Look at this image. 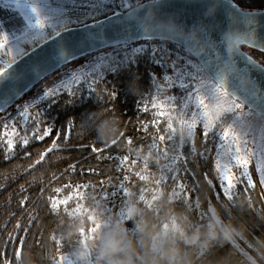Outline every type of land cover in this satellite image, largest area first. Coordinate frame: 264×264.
<instances>
[{
  "label": "trees",
  "instance_id": "trees-1",
  "mask_svg": "<svg viewBox=\"0 0 264 264\" xmlns=\"http://www.w3.org/2000/svg\"><path fill=\"white\" fill-rule=\"evenodd\" d=\"M233 1L245 11H264V0ZM135 44L148 48L120 55L104 78L83 84L72 89V94L65 92L44 104L46 125L52 129L46 141L19 143L13 152L1 148L0 143V264H56L60 254L77 249L85 238H90L87 220H78L67 210L52 207L58 191H67V187L79 184L93 192L126 186L137 199L148 188L150 182L138 176L139 166L146 162L143 157L151 151L150 146L161 148L169 133L167 123L156 119L147 106L156 96V85L174 73L181 55L197 61L172 42ZM115 48L63 67L23 98L60 71ZM196 144L197 149L187 152L182 162L183 176L193 189V199L210 220H214V211L240 231L241 235L235 237L255 238L261 247L258 242L264 241V192L260 187L252 190L251 203L242 192L234 203L228 202L212 169V159L202 156L207 154L208 147L201 133L196 137ZM51 148L54 150L44 156ZM147 165L153 172L157 171L153 160ZM166 203L163 201L159 208L146 210H154L157 218L169 209L179 212L178 205L166 207ZM132 223L129 226L134 230L135 222ZM77 225H82L79 233L70 236ZM217 243L208 251L216 256V264H239L226 239L220 237Z\"/></svg>",
  "mask_w": 264,
  "mask_h": 264
},
{
  "label": "rangeland",
  "instance_id": "rangeland-1",
  "mask_svg": "<svg viewBox=\"0 0 264 264\" xmlns=\"http://www.w3.org/2000/svg\"><path fill=\"white\" fill-rule=\"evenodd\" d=\"M33 7L37 8L42 18L40 28L35 27L37 14L32 12ZM105 7L107 11L98 17L99 20L109 15L110 7L108 4ZM83 11L86 10L70 11L64 0H21L19 13L0 9V33H6L8 36L5 41L0 34V44L5 45L0 48V67H8L12 59L36 47L47 36L48 31L54 32L57 28L72 23L76 27H82L83 25L78 21ZM85 23H91V21H85ZM118 47L94 59H88L85 63L60 71L32 94L11 106L0 116L1 148L13 152L19 143L25 145L23 143L25 139L29 143L31 140L46 141L49 138L51 134L44 136L45 129L50 127L46 125L44 104L69 90L65 88L59 94L45 98L46 92L57 88L65 81L70 82L72 90L104 78L113 67L115 59L120 55L138 52L135 51L136 49L141 51L148 48L147 45L142 44ZM243 49L264 66L263 53L247 47ZM97 66H99V71H93V68ZM73 77H78V82L71 83ZM166 77L171 78V83L166 78L162 83H158L156 96L147 107L156 119L167 123L169 137L161 148L152 144L151 151L149 150L150 152L143 157L146 162L139 166L138 176L150 182L145 192H142L136 199L126 186H114L115 189L107 187L102 192H93L87 186L79 184L67 187L65 189L67 191H58L57 196L52 200V207L55 210L65 209L71 217L81 221L87 220L90 238L105 231L115 219L124 220L126 226L133 230L129 224L132 221L135 222V219L127 216L125 212L130 202H135L146 210L159 208L163 201H167L164 204L166 207L178 205L180 207L178 213L187 216L195 227L203 228L211 223L212 220L208 218L207 213L193 199V189L183 176L185 171L182 162L186 160L187 152L197 149L198 133L204 137L208 147L207 154H202V156L205 159H212V169L217 174L221 193L228 202L234 203L239 193L242 192L251 203L249 196L252 190L260 187L264 192L261 173L257 170V164L264 159V154L259 150L260 145L264 144V116L243 105L237 108L232 102V97L224 94V91L207 75L202 66L185 55L180 56L174 73ZM181 82L185 87H180ZM197 96L205 101L204 106L196 103ZM202 113L208 114L207 119L202 118ZM205 124L210 125L207 135H205ZM230 129L238 137L236 141L231 139V135L229 140L223 139V133ZM9 141L12 142V147ZM234 144L240 148L241 157L248 162V172L254 186L243 177V167L237 165ZM150 160L156 163L157 171L153 172L147 165ZM224 172H229L234 178H239L230 192H226L227 185L220 179ZM252 207L259 210L254 203ZM97 211L101 214L100 222L94 215ZM132 234H135L134 230ZM210 246L211 244L208 243L206 247L192 246L189 248L192 254L201 257L208 253ZM77 249L60 254L56 264H81L75 255ZM89 264H96L95 255L92 256Z\"/></svg>",
  "mask_w": 264,
  "mask_h": 264
},
{
  "label": "water",
  "instance_id": "water-1",
  "mask_svg": "<svg viewBox=\"0 0 264 264\" xmlns=\"http://www.w3.org/2000/svg\"><path fill=\"white\" fill-rule=\"evenodd\" d=\"M237 8L233 0H159L145 3L127 14L115 15L114 23L92 29L91 36L96 37L95 40L89 37L83 26L57 34L0 72L6 74L0 81V98L3 99H8L11 92L24 88V84L31 81L14 101L9 100L0 116L63 67L108 48L143 41H168L182 47L219 87L227 86L230 79L239 95L249 97L242 105L264 116V72L251 66L247 69L249 73L241 71L246 68L245 57L264 68L243 49L247 47L264 54V11H245L239 8L240 12H237ZM249 12L256 14V23L251 27L246 23V17L241 15ZM101 40L108 41V46L102 45ZM58 41L65 53L78 46L87 48L89 44H95L96 47L90 54L62 64L58 70L45 71L35 62L42 61L44 53L57 47ZM28 66L33 68L34 75H38L37 79L23 71L16 72ZM228 95L231 96L230 93ZM53 150L51 148L44 156ZM212 216L213 219L217 217L214 211ZM227 240L253 263V259L232 238Z\"/></svg>",
  "mask_w": 264,
  "mask_h": 264
},
{
  "label": "clouds",
  "instance_id": "clouds-1",
  "mask_svg": "<svg viewBox=\"0 0 264 264\" xmlns=\"http://www.w3.org/2000/svg\"><path fill=\"white\" fill-rule=\"evenodd\" d=\"M125 212L135 219V234L124 220L115 219L105 231L81 242L75 253L81 264H89L93 255L96 264H195L187 251L189 247H206L220 237L241 235L219 216L206 227L197 228L187 216L172 209L157 218L154 210L130 202ZM94 215L100 222L101 214L97 211ZM81 226L77 225L69 235L78 234ZM258 243L264 247V241Z\"/></svg>",
  "mask_w": 264,
  "mask_h": 264
},
{
  "label": "snow or ice",
  "instance_id": "snow-or-ice-1",
  "mask_svg": "<svg viewBox=\"0 0 264 264\" xmlns=\"http://www.w3.org/2000/svg\"><path fill=\"white\" fill-rule=\"evenodd\" d=\"M64 3L66 5L69 6V10L70 11H75V10H79V9H85L86 11H83L81 13V18L79 19V23L83 25L84 29L87 30L88 35L91 39L95 40L96 37H92L91 36V30L94 28H98V27H102L105 25H108L110 23H114L116 21V17L115 15L111 16V17H107L104 20H99L98 17L101 15H104V13L107 11V8L105 7V5L111 3V0H64ZM20 4H21V0H0V9H4V10H11L14 12H18L20 10ZM32 12L37 14V22L35 24V27L40 28L42 27V23H41V16L38 13V10L36 7H33ZM237 12H240V9L237 8L236 9ZM114 12V9H113ZM241 15H244L246 17V23L251 27L253 26L256 21L254 19V16L256 15L255 13H241ZM85 21H91V23H85ZM3 36V39L5 41H7L8 36L6 33H0ZM239 42V41H238ZM108 41H104L101 40V44L104 46H108ZM57 47L53 48V50L51 52H46L44 53V59L42 61H36L35 63L39 64L41 67H43V69L45 71L48 70H58L59 67L62 64H66L68 62H70L71 60H74L78 57H82V56H86L88 54H90V52L92 50L95 49L96 45L95 44H89V46L87 48L83 47V46H78L73 48L69 53H65L63 46L60 44V42H57ZM4 44H0V48L4 47ZM135 51H140V49H136ZM246 61V68L242 69L241 71H243L244 73H249L248 66H251V68L256 69L259 72H264V68H262L260 65L255 64L254 61L250 60L249 58L245 57L244 58ZM11 70V69H10ZM19 71H23L25 72L27 75H33L34 79L38 78V75H34V70L31 66H28L24 69L21 70H16V72ZM93 71H99V66L94 67ZM236 70H233V73H235ZM42 74V73H41ZM5 73H0V81H2L5 77ZM78 77H73V80L71 83H76L78 82ZM166 79L169 81V83H171V78L166 77ZM28 83H31V81H28L24 84V88H20L19 90L15 91V92H11L10 96L8 99H3L0 98V112H3L5 109V105L9 102V100H15L17 96H19L21 94V92L24 91L25 88H27ZM180 87H185L184 83L181 82ZM67 88L71 93V88H70V82H63L61 85H59L57 88L50 90L48 92L45 93V98H47L48 96H55L57 94H59L61 92L62 89ZM223 91L225 95H228L229 93L232 96V102L233 104H235V106L237 108H239L244 101L249 98L247 95H239L237 93V90L234 88L232 81L229 79L227 86L221 85L220 87ZM196 103L204 106L205 105V101L197 96L196 98ZM146 110V109H145ZM208 114L207 113H202V118L203 119H207ZM210 127V125L205 124V135H207V129ZM52 129L49 127L47 129H45L44 131V136L50 135L51 134ZM14 135V133H13ZM231 135V139L233 141H236L238 139V137L235 135L233 130H226L223 133V139L225 141L229 140V137ZM41 139L43 137H40ZM23 143L25 145H27L28 141L25 139L23 141ZM247 143V142H245ZM9 145L10 147H12V142L9 141ZM233 147H235L237 156H236V162L237 165L240 167H243L244 171L242 173L243 177L247 179L248 183L252 186V180H251V176L248 172V162L246 159H243L241 157L240 153V148L238 146H236L235 144L233 145ZM262 154H264V144L260 145V149H259ZM257 170L261 173V183H264V159H262L258 164H257ZM221 181L225 182L227 187H226V192H230L231 189L235 186V182H238L239 178H234L232 175L229 174V172H224L221 176H220Z\"/></svg>",
  "mask_w": 264,
  "mask_h": 264
},
{
  "label": "flooded vegetation",
  "instance_id": "flooded-vegetation-1",
  "mask_svg": "<svg viewBox=\"0 0 264 264\" xmlns=\"http://www.w3.org/2000/svg\"><path fill=\"white\" fill-rule=\"evenodd\" d=\"M236 244L240 247V249L247 254L249 257L253 259V263L245 258L241 253H239L227 240L228 245H230L233 252H235L234 256L236 260H239V264H264V247H259L256 243L258 240L255 238H250L249 240L244 239L243 237H231ZM218 239L210 241L209 245L211 244H218ZM211 246L208 248L210 250ZM190 248L187 249L190 252ZM192 258L195 261V264H216V256L214 254L206 253L204 256L199 257L198 255L192 254ZM233 255V254H232ZM20 256V252H19ZM236 264V263H235Z\"/></svg>",
  "mask_w": 264,
  "mask_h": 264
},
{
  "label": "built area",
  "instance_id": "built-area-1",
  "mask_svg": "<svg viewBox=\"0 0 264 264\" xmlns=\"http://www.w3.org/2000/svg\"><path fill=\"white\" fill-rule=\"evenodd\" d=\"M156 1H159V0H111V3L108 4L110 7L109 8L110 11H108V13L109 15H123V14L129 13L133 9L145 3L156 2ZM113 9H114V12H113Z\"/></svg>",
  "mask_w": 264,
  "mask_h": 264
},
{
  "label": "bare ground",
  "instance_id": "bare-ground-1",
  "mask_svg": "<svg viewBox=\"0 0 264 264\" xmlns=\"http://www.w3.org/2000/svg\"><path fill=\"white\" fill-rule=\"evenodd\" d=\"M126 14H127V13H126ZM110 16H113V15H108V17H110ZM104 19H106V18H104ZM75 28H78V27H75V26L72 25V24H70V25L67 24V25H64V26L61 27V28H57L54 32L48 31L47 36H46L42 41H40L39 44H38L37 46L41 45L44 41H48L49 39H53L54 37L57 36V34L67 32V31H70V30L75 29ZM133 44H135V43H133ZM42 45H43V44H42ZM37 46H36V47H37ZM36 47L31 48L29 51H34L35 49H37ZM29 51H28V52H29ZM28 52H26V53H28ZM26 53H24L23 55H26ZM21 56H22V55H21ZM21 56H20V57H21ZM20 57H16V58L12 59V60L10 61V63H9V66L15 64V63L17 62V60H18ZM9 66H8V67H9ZM6 69H7L6 66H1V67H0V72L4 71V70H6Z\"/></svg>",
  "mask_w": 264,
  "mask_h": 264
}]
</instances>
